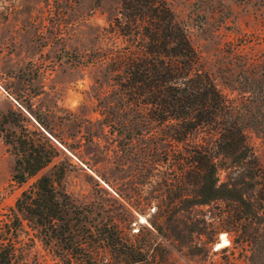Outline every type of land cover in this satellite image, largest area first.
<instances>
[{"label":"rangeland","instance_id":"rangeland-1","mask_svg":"<svg viewBox=\"0 0 264 264\" xmlns=\"http://www.w3.org/2000/svg\"><path fill=\"white\" fill-rule=\"evenodd\" d=\"M169 2L219 89L261 122L247 124L245 133L264 167V96L251 85L264 76V0ZM120 11V0H0V213L10 212L29 186L13 182L16 156L6 133L43 130L63 149L44 173L64 167L62 188L79 204L97 203L118 218L124 239L144 247L155 264H255L251 246L235 230L217 228L223 202L177 206L164 215L159 201L143 205L148 195L170 201L177 191L169 188L171 174L181 169L164 153L156 170L145 166L143 144L128 152L104 123L100 102L111 94L107 99L115 103L117 94L101 57L130 43L111 25ZM168 126L154 125L159 133ZM203 136L194 133L190 140ZM26 228L34 263L61 264Z\"/></svg>","mask_w":264,"mask_h":264},{"label":"trees","instance_id":"trees-1","mask_svg":"<svg viewBox=\"0 0 264 264\" xmlns=\"http://www.w3.org/2000/svg\"><path fill=\"white\" fill-rule=\"evenodd\" d=\"M120 2V16L111 25L130 43L101 57L117 94L115 103L108 100L111 94L100 102L104 123L117 131L128 152L134 154L135 144H143L145 166L156 170L164 153L167 163L171 158L181 169L171 174L176 184L169 188L177 191L170 201L148 195L143 205L159 201L164 215L177 206L187 210L223 202L217 228L235 230L237 239L252 248L249 259L261 264L264 167L245 133L247 124L259 127L261 122L253 114L246 116L203 68L169 0ZM263 80L251 85L264 96ZM155 124L169 126L159 133ZM194 133L205 136L192 142ZM5 138L16 156L13 182L29 186L10 212L0 213V264H35L31 244L23 237L31 231L26 224L61 264H155L144 247L124 239L118 218L106 216L97 203L79 204L62 188L64 167L56 164L55 171L44 173L63 153L45 131L24 127Z\"/></svg>","mask_w":264,"mask_h":264},{"label":"bare ground","instance_id":"bare-ground-1","mask_svg":"<svg viewBox=\"0 0 264 264\" xmlns=\"http://www.w3.org/2000/svg\"><path fill=\"white\" fill-rule=\"evenodd\" d=\"M144 218H142V220H143ZM229 243V241H228V239L226 238V236L225 235H223V241H222V244L221 245H226V244H228Z\"/></svg>","mask_w":264,"mask_h":264}]
</instances>
